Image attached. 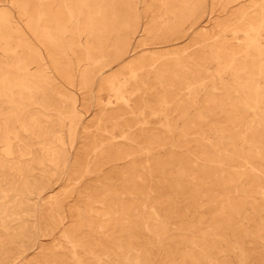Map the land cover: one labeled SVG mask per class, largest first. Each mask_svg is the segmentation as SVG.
I'll return each mask as SVG.
<instances>
[{
    "label": "rangeland",
    "instance_id": "1",
    "mask_svg": "<svg viewBox=\"0 0 264 264\" xmlns=\"http://www.w3.org/2000/svg\"><path fill=\"white\" fill-rule=\"evenodd\" d=\"M0 264H264V0H0Z\"/></svg>",
    "mask_w": 264,
    "mask_h": 264
}]
</instances>
